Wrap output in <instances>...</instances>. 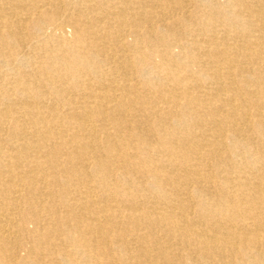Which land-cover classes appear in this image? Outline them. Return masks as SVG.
<instances>
[{
    "label": "bare ground",
    "instance_id": "bare-ground-1",
    "mask_svg": "<svg viewBox=\"0 0 264 264\" xmlns=\"http://www.w3.org/2000/svg\"><path fill=\"white\" fill-rule=\"evenodd\" d=\"M0 264H264V0H0Z\"/></svg>",
    "mask_w": 264,
    "mask_h": 264
}]
</instances>
